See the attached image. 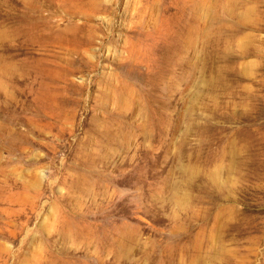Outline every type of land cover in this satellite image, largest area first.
<instances>
[{"label": "rangeland", "instance_id": "374dc122", "mask_svg": "<svg viewBox=\"0 0 264 264\" xmlns=\"http://www.w3.org/2000/svg\"><path fill=\"white\" fill-rule=\"evenodd\" d=\"M0 264H264V0H0Z\"/></svg>", "mask_w": 264, "mask_h": 264}]
</instances>
